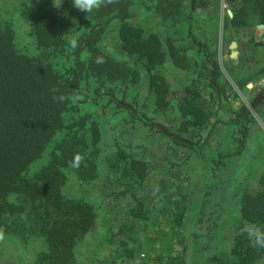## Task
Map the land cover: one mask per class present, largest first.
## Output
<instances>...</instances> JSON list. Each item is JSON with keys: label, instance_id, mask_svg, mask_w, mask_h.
Segmentation results:
<instances>
[{"label": "trees", "instance_id": "16d2710c", "mask_svg": "<svg viewBox=\"0 0 264 264\" xmlns=\"http://www.w3.org/2000/svg\"><path fill=\"white\" fill-rule=\"evenodd\" d=\"M70 1L63 0L57 9L53 0H12L16 10L12 18L15 16L18 24L26 20L32 27L30 46L25 47L16 42L19 30L14 28L15 21L0 14V229L23 240L43 238L48 245L39 253L38 264H76V248L93 226L97 212L85 199L65 197L67 176L77 175L87 184L98 178L100 168L106 167L105 175L112 182L125 181L135 189L147 185L136 159L129 155L132 146H127V140L120 141L114 128L107 130L108 134L104 131L107 122L96 107L104 99L114 101L113 91L117 88L140 86L138 70L130 64L133 61L148 74L150 94L156 98L158 111L174 115L179 125L171 136L161 130L163 137L174 141L172 152L176 157V161H165L169 171L159 183V195L164 196L151 207H145L142 201L130 205L132 220L122 222L117 229L124 245L125 237L140 244L138 262L127 247L129 264H220V218L224 208L211 201L205 203L219 194L209 192L204 201L200 195L195 206L203 201L202 216L196 226L186 227V198L171 168L189 166L194 154L200 157V150L212 136L202 135L215 125L212 118L218 116L214 115L217 106L226 100L222 109L228 113L230 98L239 97L228 80L224 85L219 81L220 65L210 58V43L197 31L201 22L198 13L191 10L189 0H119L89 14L80 15L79 11L64 16L63 6L71 8ZM223 1L232 5L233 16L228 19L233 28L247 25L253 18L264 23V0ZM246 2L255 6L252 16ZM149 16L161 20L163 31L147 29L138 21V17L147 20ZM109 35L116 43L114 52L103 50L102 43ZM194 55L201 61H196ZM97 56H102L105 63H95ZM165 64L178 77L195 76L198 84L207 82L206 87L212 90L209 97L195 83L185 88L187 93L178 112L171 111L168 98L172 85L158 70ZM246 82L236 80L241 92ZM61 93L70 99L54 103L52 97ZM245 115L242 110L233 122L246 126L249 123ZM136 119L130 114L117 133L130 136L128 140L133 142L132 135L139 132ZM233 122L228 124L232 130L236 127ZM226 130L230 128L221 129L220 134L225 136ZM238 139V156L247 155L257 162L258 147L256 152L245 153L246 139ZM76 155L83 160L78 167H70ZM201 173L202 194L208 184ZM235 197L241 199L242 221L234 229V264H258L264 260V249L251 247L247 237L238 233L244 222L264 228V171L256 191H244ZM135 218H144V224L139 225L133 221ZM23 229L30 232L25 234Z\"/></svg>", "mask_w": 264, "mask_h": 264}, {"label": "flooded vegetation", "instance_id": "af4514ba", "mask_svg": "<svg viewBox=\"0 0 264 264\" xmlns=\"http://www.w3.org/2000/svg\"><path fill=\"white\" fill-rule=\"evenodd\" d=\"M202 4L197 7V4L192 3L191 10L199 15L201 22L197 31L200 38L207 39V42L210 43L209 49L212 53L210 58L217 60L221 70L224 68L228 72L229 67L232 72L231 77L235 83L238 79H249L250 81L246 82V88L243 92L245 100L233 96L230 98L231 106L228 113H225L222 109L226 105V100H222L221 104L217 106L214 115L218 113V116H213L212 118V122L215 125L208 131L203 132V137L212 136L207 138L202 150H200V157L194 154L189 161L190 167L188 165L187 167H180L173 164L175 166H171V168L175 169L177 173L176 178L179 179L181 184L180 191H182V194L186 198V227L196 226L203 213L202 202L210 192L209 195L219 194L218 198H215V200L206 199L205 203L211 201V203L214 202L217 206L224 208L222 209L224 212L220 218L222 228H224V222H228L226 215L230 213V217H235L237 214L238 218H236L233 225L234 231L237 227L236 225L242 221L239 210L241 199L235 196L244 191H256L257 188L253 191L248 186L252 181H256L258 186L259 175L264 171V23L253 18L249 19V24L233 28L230 24L231 20L228 19L233 16L232 5L230 3H226L223 0H204ZM241 5L243 4H238V7H241ZM244 5L247 7L249 16H252V9L255 8L254 4L246 2ZM211 15L214 16L213 20L209 18ZM138 21L143 22V26L147 29L163 31L161 20L157 16H149L147 20L138 17ZM20 25L26 26L21 30V34L31 37L29 35L32 28L31 24L21 19ZM258 27L261 28L259 29ZM30 43L31 41L28 46H30ZM253 55L259 61L256 65L251 66ZM194 58L199 62L202 59L197 55H194ZM130 64L138 70L140 86L137 84L129 89H124V87L117 88L113 91L114 101L104 99L96 107L100 113L99 115L107 122L104 131L108 134L107 130L114 128L113 132L117 135L118 139L120 141L127 140V146H132V149H129L131 153L129 155L132 156V159H136L137 163L135 162V164L143 172V176L142 174L141 176L147 182V185L135 189L133 185L130 187L125 181L119 184L112 182L109 179L110 177L107 176L106 167L105 169L100 168L98 178L87 184L81 182L77 175L67 174L68 180L63 188L65 197L77 200L81 198L85 199L87 203L95 207L97 212L93 226L76 248V264H129L131 258L127 255L129 253L127 247L133 252L134 260L137 262L140 260L139 255H137V249L140 246L139 242L125 237L126 245H124L117 229L122 222L132 220L131 206L142 201L146 204L145 207L147 205L151 207L164 196V194L159 195V183L161 178H167L166 173L169 171V169L167 170L165 161L166 159L176 161V157L172 152L175 143L172 139L163 137V133L171 136L172 132H176L179 122L174 115L171 116L158 111L156 98L154 94H150L148 74L144 72L141 65L137 62L131 61ZM255 66H258V68L256 69ZM167 67H170V65L165 64L159 67L158 70L161 74L167 75L171 73V69H167ZM250 67L256 70L251 76H244ZM173 75L180 82L179 86L176 87L169 80L172 85L168 98L170 101L169 108L171 111L178 112L180 102L187 93L185 88L193 87L195 83L198 84V81L194 80L195 76L181 78L174 73ZM219 81L222 85L226 82V79H223V71ZM206 85L198 84L197 87L205 90L206 96L209 97V93L212 90L208 89ZM242 110H245V116L248 118L249 124L246 126L245 124L243 126L241 122L237 125L233 122L237 120ZM132 113L137 118L136 124L139 127V132L132 135L131 139H133V142L132 140H128L130 136L127 137L126 135L123 136L117 133L120 125L125 123V120L129 119ZM221 116L226 121L222 126H218L217 120H222ZM235 118L236 120H233ZM229 122H233L236 126L233 130L228 125ZM129 123L132 124V122ZM225 127L230 128L231 132L222 136L220 130ZM241 127H243V131H240ZM113 132L110 135L114 137ZM238 137L243 138V140L246 139V143L251 138L253 139V137L258 138V142H254V139L253 142L256 145L255 148L258 147L259 160L253 162L252 158L245 155L242 159L238 160L239 165L233 171L222 174L226 169L225 167H229L230 163L239 157L238 150L241 148V145ZM199 142L202 144L201 140ZM158 143L164 148V153L161 154L164 161L161 163H151V158L156 156L157 153H161L156 152L157 148L153 146V144L157 145ZM225 144H233V146L231 148L230 146L224 148ZM243 144H245V141H243ZM217 145L219 148L216 147ZM183 152L185 154L184 150ZM180 169L184 171H180ZM202 171L204 172V179L205 181L207 180L208 186L206 185L207 187L203 188L201 194V196L203 195V201H200L198 206H195L198 202L194 204L189 188L192 189V179H197V176ZM105 172L107 175H105ZM217 173L218 175L215 176ZM235 188L237 194L231 195ZM123 190L126 191L125 194L120 195L118 192ZM112 195H114L112 202L115 205L109 200ZM116 213L120 215L118 219L115 218ZM133 221L139 223V225L144 224V218L138 220L135 218ZM222 228L219 238L220 264H223V262L234 264L235 260L221 261L224 255H228L224 242L227 237L231 238V244L228 249L229 255L233 257L231 246L234 237V232L231 234L224 231L222 234ZM23 231L25 234L30 232L25 229ZM185 231L187 232V230ZM47 245V242L41 237L33 236L23 240L17 235L13 236L0 229V264L5 261L4 257H7L8 260L11 259V264H38L39 253L46 251ZM263 263L264 260L258 264Z\"/></svg>", "mask_w": 264, "mask_h": 264}, {"label": "rangeland", "instance_id": "374dc122", "mask_svg": "<svg viewBox=\"0 0 264 264\" xmlns=\"http://www.w3.org/2000/svg\"><path fill=\"white\" fill-rule=\"evenodd\" d=\"M203 1L204 0H189V2L192 4H197V7H199L200 6V4L201 5H203L202 3H203ZM0 2H2L1 3V5H0V14H6L9 18H10V20H11V22L12 21H15L16 19H15V16H14V18H12V15L11 14H13V13H15L16 12V10H14V5H15V2H12V0H0ZM35 2V1H34ZM70 4H71V8L70 7H67V6H63V14H64V16H69V15H73L74 14V12H79V10H77L76 8H74L73 6H72V2L70 1L69 2ZM54 8H56V7H54ZM217 8V7H216ZM13 10V11H12ZM6 11H10V12H6ZM80 15H83V12H81L80 13ZM12 18V19H11ZM72 18V17H71ZM211 20H213L214 19V16H210L209 17ZM199 24H200V22H199ZM13 25H14V28L15 29H17V30H19V32H18V34H19V36H18V39L16 40V42L18 41V43H19V45L20 46H22V47H25V46H28V44H29V42H30V38H29V36H24L23 34H21V30L24 28V27H26V26H22V25H20V24H16V21L13 23ZM153 25V24H152ZM259 29L261 28V27H258ZM158 29V28H157ZM258 29V30H259ZM257 30V29H256ZM112 38V36L111 35H109L108 36V38H107V41L103 44V49H104V51L105 52H114V49H115V41H112V40H110ZM252 60V64H251V66H253L254 64L256 65L257 64V62L259 61L258 60V58H255L254 57V55H253V58L251 59ZM256 67V69L258 68V66H255ZM252 68L250 67L249 68V70H247L246 71V73H245V75L244 76H246V77H249V76H251V74H253V72L256 70V69H252ZM226 74V75H225ZM225 74H223V79H226V80H228V82L233 86V88H234V90L236 91V92H238V91H240V89L237 87V85H236V83H235V81H234V79L231 77V75H232V72H231V69L228 67V72L226 71V73ZM167 76V78L171 81V83L172 84H174V85H176V87L177 86H179L178 84H179V82H178V80H177V78H175L174 77V75L172 74V73H169V74H167L166 75ZM237 77V76H236ZM247 81H250L249 79L247 80ZM176 83V84H175ZM181 85V84H180ZM254 89V88H253ZM241 92V91H240ZM238 92L237 94L239 95V97H240V99H242V100H245V96H244V93L243 92ZM221 119L222 120H217V124H218V126L220 125V126H222L224 123H225V121H226V119H224L223 118V116H221ZM229 132H231L230 130H226V134H228ZM253 139H254V142L256 141V142H258V138H255V137H253ZM253 139L251 138L250 140H248L247 141V143H246V147H245V150H244V152L246 153V152H248V151H253V152H256V145L254 144V142H253ZM224 142H226L225 140H224ZM160 143H158L157 145L156 144H153V146H155L156 148H157V150H156V152H161V153H157L156 154V156H153L152 158H151V163L152 162H155V163H157V162H159V163H161V162H163L164 160L162 159V157H161V154L162 153H164V148L162 147V146H160L159 145ZM228 146H230V144H225L223 147L225 148V147H228ZM232 146H233V144H232ZM145 153V152H144ZM242 159L243 158V156L241 155V154H239V157H237L234 161H232V163H230V165H229V167H225L226 169H225V171L224 172H222V174H224V173H226V172H228V171H233V169L236 167V166H238L239 164H238V160L239 159ZM203 175V173H199V176H197V179L195 178V179H192L193 181H192V189H190L189 188V191H190V193L192 194V196H193V202H194V204L197 202V200L199 199V197H200V195H201V192H200V189H201V183H202V181H201V176ZM248 188L249 189H251V190H255L256 188H257V184H256V181L254 182V181H252L251 182V184H249V186H248ZM222 197V196H221ZM110 198V197H109ZM110 201H111V203H112V201L114 200V196H112L110 199H109ZM113 204V203H112ZM120 217V215L118 214V213H116L115 214V218H119ZM236 218H238L237 217V214H236V216L234 217V216H232V217H230V213L228 214V215H226V219H228V222H224V228H222V234H223V232L224 231H227V232H229V233H233L234 231H233V225L235 224V220H236ZM232 225V226H231ZM224 242H225V246H226V249H227V251H226V253H228V255H224V257H223V259L221 260V261H230V260H233V257H231L230 255H229V246H230V244H231V238L229 239L228 237L224 240ZM5 258V261H3L1 264H7V263H9V264H11L10 262H12V260L11 259H9L8 260V258L7 257H4ZM223 264H230V263H226V262H223Z\"/></svg>", "mask_w": 264, "mask_h": 264}, {"label": "clouds", "instance_id": "9594fccd", "mask_svg": "<svg viewBox=\"0 0 264 264\" xmlns=\"http://www.w3.org/2000/svg\"><path fill=\"white\" fill-rule=\"evenodd\" d=\"M72 6L77 10L86 14L92 13L94 10H99L101 7L118 3L119 0H71ZM63 0H53V6L59 9L62 6ZM95 63L103 64L105 60L102 56L95 58ZM70 99L61 93L59 96L54 95L52 100L54 103H63ZM83 157L80 155L74 156L73 160L69 162L70 167H78ZM240 235L247 237L250 246L256 249H264V228L261 226L244 222L239 228Z\"/></svg>", "mask_w": 264, "mask_h": 264}, {"label": "built area", "instance_id": "2783aa9c", "mask_svg": "<svg viewBox=\"0 0 264 264\" xmlns=\"http://www.w3.org/2000/svg\"><path fill=\"white\" fill-rule=\"evenodd\" d=\"M222 71H223V74L226 73V70H225L224 68L222 69ZM225 75H226V74H225ZM238 92H240V91H238ZM238 92H237V93H238ZM240 93H241V92H240Z\"/></svg>", "mask_w": 264, "mask_h": 264}, {"label": "water", "instance_id": "95a60500", "mask_svg": "<svg viewBox=\"0 0 264 264\" xmlns=\"http://www.w3.org/2000/svg\"><path fill=\"white\" fill-rule=\"evenodd\" d=\"M263 94H264V90H263ZM261 96H262V95H261ZM259 98H260V97H259ZM259 98H258V99H259Z\"/></svg>", "mask_w": 264, "mask_h": 264}, {"label": "crops", "instance_id": "0c3cea01", "mask_svg": "<svg viewBox=\"0 0 264 264\" xmlns=\"http://www.w3.org/2000/svg\"><path fill=\"white\" fill-rule=\"evenodd\" d=\"M231 102V101H230Z\"/></svg>", "mask_w": 264, "mask_h": 264}]
</instances>
